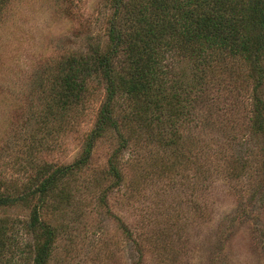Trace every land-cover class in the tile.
Here are the masks:
<instances>
[{
  "label": "rangeland",
  "instance_id": "rangeland-1",
  "mask_svg": "<svg viewBox=\"0 0 264 264\" xmlns=\"http://www.w3.org/2000/svg\"><path fill=\"white\" fill-rule=\"evenodd\" d=\"M109 13L107 0H10L0 13V182L20 188L37 169L78 157L104 91L90 83L86 103L60 122L45 117L47 95L61 58L96 45ZM239 74L235 88L244 94ZM228 108L229 124L182 129L177 152L125 130L133 139L120 155L122 182L104 204L100 193L112 181L104 170L118 146L106 132L67 198L44 211L58 231L48 264H133L138 256L142 264H264V182L247 175L256 161L241 172L251 157L243 154L247 113ZM207 133L226 149L213 151ZM29 212L21 204L0 208V219L18 225ZM14 258L29 264L25 255Z\"/></svg>",
  "mask_w": 264,
  "mask_h": 264
},
{
  "label": "trees",
  "instance_id": "trees-1",
  "mask_svg": "<svg viewBox=\"0 0 264 264\" xmlns=\"http://www.w3.org/2000/svg\"><path fill=\"white\" fill-rule=\"evenodd\" d=\"M9 2L0 0V13ZM107 2L103 38L86 52L61 58L45 111L46 119L65 120L86 103L95 83L104 98L94 126L72 163L37 169L20 188L0 182V208L21 204L30 211L18 225L0 219V264H12L15 255H25L29 264H48L58 231L44 211L52 200L60 204L67 198V185L85 175L96 142L108 131L116 134L118 146L104 170L112 180L100 193L104 204L122 182L120 155L133 139L125 130L145 132L157 147L177 152L182 129L217 128L228 122L223 113L233 105L237 113L239 106L247 113L243 154L251 157L241 172L256 161V171L247 175L264 182V0ZM238 71L248 84L244 94L235 88ZM208 135L218 149L213 151L226 149V143ZM133 264H142V256Z\"/></svg>",
  "mask_w": 264,
  "mask_h": 264
}]
</instances>
